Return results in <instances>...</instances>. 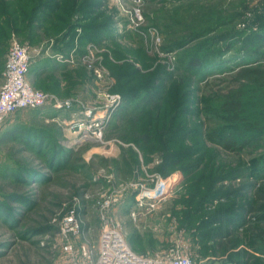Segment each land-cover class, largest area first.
Here are the masks:
<instances>
[{
    "label": "rangeland",
    "instance_id": "rangeland-1",
    "mask_svg": "<svg viewBox=\"0 0 264 264\" xmlns=\"http://www.w3.org/2000/svg\"><path fill=\"white\" fill-rule=\"evenodd\" d=\"M15 43L73 108L0 127V264H95L107 230L144 258L264 260L243 210L264 205V0H0V90ZM235 94L257 131L227 151Z\"/></svg>",
    "mask_w": 264,
    "mask_h": 264
},
{
    "label": "built area",
    "instance_id": "built-area-1",
    "mask_svg": "<svg viewBox=\"0 0 264 264\" xmlns=\"http://www.w3.org/2000/svg\"><path fill=\"white\" fill-rule=\"evenodd\" d=\"M30 65L31 56L28 48L15 43L7 60L6 82L0 90V127L7 117L17 111L47 107L71 111L73 108L70 100H60L34 89L27 80ZM78 227L73 217L66 218L65 232L75 231ZM95 264H193V262L187 256H177L171 259L138 256L125 244L118 232L107 230L101 238Z\"/></svg>",
    "mask_w": 264,
    "mask_h": 264
},
{
    "label": "trees",
    "instance_id": "trees-1",
    "mask_svg": "<svg viewBox=\"0 0 264 264\" xmlns=\"http://www.w3.org/2000/svg\"><path fill=\"white\" fill-rule=\"evenodd\" d=\"M247 73H249V71ZM218 112L223 115L225 123L228 125L227 127L229 129L226 128L225 130L229 131L224 132L220 137H218V132H214L211 133L209 137L211 141H217L225 150L233 151L240 141L244 144H248L250 140L249 138L256 135L257 125L249 120L243 110V105L236 94L229 96L228 100L224 102ZM259 198L264 201V195H260ZM243 210L245 214H252L257 211L261 212L262 214L258 218V222L264 225V205L260 208L249 207L243 208ZM258 230L257 240L261 244V246L258 247V250L264 251V227L259 228ZM218 233L219 238H217L219 239V245L222 248V251L229 252L233 249L232 246H234V243L236 242V240L232 238L234 232L220 229ZM253 260L254 262L252 263ZM236 264H264V260L251 255L248 256L247 260H243V262H238Z\"/></svg>",
    "mask_w": 264,
    "mask_h": 264
},
{
    "label": "crops",
    "instance_id": "crops-1",
    "mask_svg": "<svg viewBox=\"0 0 264 264\" xmlns=\"http://www.w3.org/2000/svg\"><path fill=\"white\" fill-rule=\"evenodd\" d=\"M2 60H0V63H1ZM28 81H29V78H28ZM30 82V81H29Z\"/></svg>",
    "mask_w": 264,
    "mask_h": 264
},
{
    "label": "bare ground",
    "instance_id": "bare-ground-1",
    "mask_svg": "<svg viewBox=\"0 0 264 264\" xmlns=\"http://www.w3.org/2000/svg\"><path fill=\"white\" fill-rule=\"evenodd\" d=\"M99 116H97V118H98ZM72 122H75V121H72Z\"/></svg>",
    "mask_w": 264,
    "mask_h": 264
}]
</instances>
